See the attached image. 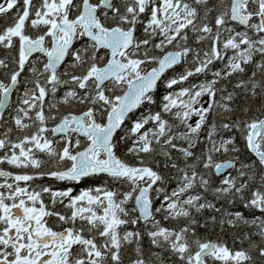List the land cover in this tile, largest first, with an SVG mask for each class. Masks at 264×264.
Segmentation results:
<instances>
[{"label": "snow or ice", "instance_id": "obj_1", "mask_svg": "<svg viewBox=\"0 0 264 264\" xmlns=\"http://www.w3.org/2000/svg\"><path fill=\"white\" fill-rule=\"evenodd\" d=\"M9 14L0 264H264V0Z\"/></svg>", "mask_w": 264, "mask_h": 264}, {"label": "flooded vegetation", "instance_id": "obj_2", "mask_svg": "<svg viewBox=\"0 0 264 264\" xmlns=\"http://www.w3.org/2000/svg\"><path fill=\"white\" fill-rule=\"evenodd\" d=\"M11 170V169H8ZM0 182H3V178H0ZM37 184H51V183H55V187L57 188H64L66 186H71V185H67L66 183H61V182H53L49 179H45L43 181H36ZM95 183V179L94 178H88L85 181H82L79 185L75 186L76 187V191L78 192L81 188H87V187H95V186H99V184L94 185Z\"/></svg>", "mask_w": 264, "mask_h": 264}, {"label": "trees", "instance_id": "obj_3", "mask_svg": "<svg viewBox=\"0 0 264 264\" xmlns=\"http://www.w3.org/2000/svg\"><path fill=\"white\" fill-rule=\"evenodd\" d=\"M11 22L12 21H11V15L10 14L7 17H0V29H2L3 27L7 26ZM190 43H191V41H190ZM217 67H219V65H217ZM200 79H202V77L201 78H195V82H199ZM193 122H195V118H193ZM242 146L243 145L241 144V147ZM94 179H95L94 185H97L99 183L100 184L104 183L103 178H94ZM225 239H227V237H225ZM228 242H229V244L231 246V241L229 240ZM236 246L239 247V245H236Z\"/></svg>", "mask_w": 264, "mask_h": 264}]
</instances>
